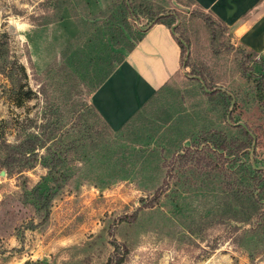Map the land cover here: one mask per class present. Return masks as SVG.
Segmentation results:
<instances>
[{"label": "rangeland", "instance_id": "obj_1", "mask_svg": "<svg viewBox=\"0 0 264 264\" xmlns=\"http://www.w3.org/2000/svg\"><path fill=\"white\" fill-rule=\"evenodd\" d=\"M159 16L187 55L113 131L90 94ZM0 45L25 74L11 98L0 73V264H264V61L228 28L190 0H0Z\"/></svg>", "mask_w": 264, "mask_h": 264}, {"label": "crops", "instance_id": "obj_2", "mask_svg": "<svg viewBox=\"0 0 264 264\" xmlns=\"http://www.w3.org/2000/svg\"><path fill=\"white\" fill-rule=\"evenodd\" d=\"M230 30L243 49L264 61V0H190ZM180 69V48L163 24L147 27L114 70L90 94L106 126H124Z\"/></svg>", "mask_w": 264, "mask_h": 264}, {"label": "trees", "instance_id": "obj_3", "mask_svg": "<svg viewBox=\"0 0 264 264\" xmlns=\"http://www.w3.org/2000/svg\"><path fill=\"white\" fill-rule=\"evenodd\" d=\"M161 16L157 17L154 21V23H160V24H163L162 22H160L161 20ZM177 41V44L180 48V55H184L187 53V48L186 46H184V42L180 41V40H176ZM132 49V47H131ZM5 55V53L3 54V52L1 51V45H0V58L3 57ZM16 67V68H15ZM13 68L17 69L18 71H20L21 75H22V78L25 79V74H24V69L22 68V66H16L14 64V62H8L6 59L3 60V62H1L0 64V73L2 75H4V78L6 79V81L8 82V87L6 85L7 88H5L4 91L6 92H9L11 96V98L14 96L15 94V87L18 85V82H12V77H13V74H12V70ZM113 71V70H112ZM111 73V72H110ZM109 73V74H110ZM108 74V75H109ZM107 75V76H108ZM106 76V77H107ZM105 77V78H106ZM104 78V79H105ZM103 79V80H104ZM102 80V81H103ZM101 81V82H102ZM100 82V83H101ZM100 83L97 85V87L100 85ZM20 84V82H19ZM19 86V85H18ZM259 94H263V90H260L258 91V95ZM10 98V99H11ZM17 105V104H16ZM2 142V147L4 149V152L8 155H14V154H21L23 151H25V147H24V142H22V145H19V146H16V147H13L11 145H9V143H6V140L4 138H2L1 140ZM263 148H264V145H263ZM254 181H255V184L256 186L258 187V192L261 191L263 185H259L260 183H264V166L262 168H259L257 171H255V175H254ZM156 195V194H154ZM122 263L121 260H119L118 262H116L115 264H120Z\"/></svg>", "mask_w": 264, "mask_h": 264}, {"label": "water", "instance_id": "obj_4", "mask_svg": "<svg viewBox=\"0 0 264 264\" xmlns=\"http://www.w3.org/2000/svg\"><path fill=\"white\" fill-rule=\"evenodd\" d=\"M187 55V54H186Z\"/></svg>", "mask_w": 264, "mask_h": 264}]
</instances>
